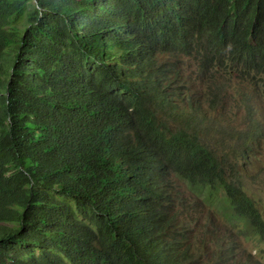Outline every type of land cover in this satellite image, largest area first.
I'll return each mask as SVG.
<instances>
[{
  "label": "trees",
  "instance_id": "obj_1",
  "mask_svg": "<svg viewBox=\"0 0 264 264\" xmlns=\"http://www.w3.org/2000/svg\"><path fill=\"white\" fill-rule=\"evenodd\" d=\"M263 2L0 0V264H256L242 170L264 115L211 99L230 115L208 138L206 102L179 117L168 79L236 71L264 109Z\"/></svg>",
  "mask_w": 264,
  "mask_h": 264
},
{
  "label": "clouds",
  "instance_id": "obj_2",
  "mask_svg": "<svg viewBox=\"0 0 264 264\" xmlns=\"http://www.w3.org/2000/svg\"><path fill=\"white\" fill-rule=\"evenodd\" d=\"M260 6L264 8V5ZM125 42L126 41L121 42L122 46H125ZM178 66L182 73L175 75L171 74L168 79V93L170 94V98L173 101V105L177 109L176 114L181 117L190 104H195L191 99V95L197 96L200 100V103L206 102L205 106L207 107L208 113V120L204 126L208 130L206 137L215 139L221 136L220 133H216V130L225 122L221 119L216 120L213 113L210 112L209 103L211 102V99L213 101L226 103L237 100L249 108L254 110L257 109L258 114L264 115V109L260 107L263 96L257 87L249 83L250 76L237 73L236 71L230 72L226 69L217 71L214 70L211 75V83H208L206 79L199 78L197 76V65L192 59H189ZM182 68H185L184 71ZM198 84H201V88L198 87ZM257 84L261 87L262 82L257 81ZM233 96L236 100L233 98ZM239 113L242 119L237 121H239L242 126L245 127L244 125H246V123L243 117L245 114L244 107ZM228 115H230L229 111ZM225 116L227 117V115ZM262 125H264V123ZM171 182L173 184L172 180ZM179 184L182 185L181 183L174 180L173 186L177 190L184 192V198L187 200V203L190 202L189 193L186 194L187 191H182Z\"/></svg>",
  "mask_w": 264,
  "mask_h": 264
},
{
  "label": "rangeland",
  "instance_id": "obj_3",
  "mask_svg": "<svg viewBox=\"0 0 264 264\" xmlns=\"http://www.w3.org/2000/svg\"><path fill=\"white\" fill-rule=\"evenodd\" d=\"M184 69L185 68H182L183 71ZM198 87L201 88V84H198ZM228 111L229 108L226 110V108L218 106L213 113L220 116L223 112V115L225 116L228 115ZM237 122L238 123H235L237 131H244L242 124L239 121ZM231 125L234 126L232 123ZM224 140H228V138H222L221 143L224 142ZM242 144L243 142L240 139H229L225 143L228 149H236V153H239L242 150ZM220 148L221 145L216 146L214 149L219 150ZM246 161L249 163L243 167L242 172L247 175L248 179L243 183V185L257 201L258 207L264 217V139L260 142L259 146H254L251 150H249L248 159ZM180 186L182 191L186 192L185 185L182 184ZM186 194H188V192H186ZM218 218L221 220L220 216H218ZM242 245L246 249L247 254L250 255L251 259L256 262V264H264V245L259 244L255 240L247 243L243 242Z\"/></svg>",
  "mask_w": 264,
  "mask_h": 264
}]
</instances>
